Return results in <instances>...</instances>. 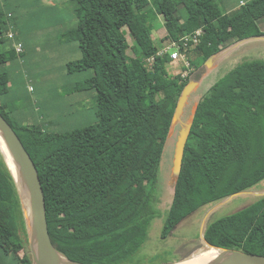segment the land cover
I'll return each mask as SVG.
<instances>
[{
	"label": "trees",
	"instance_id": "16d2710c",
	"mask_svg": "<svg viewBox=\"0 0 264 264\" xmlns=\"http://www.w3.org/2000/svg\"><path fill=\"white\" fill-rule=\"evenodd\" d=\"M52 2L42 4L37 16L60 27L58 47H75L81 55L65 64L67 91L90 92L96 101L94 120L72 131L55 130L51 122L36 120L30 108H16L11 74L26 45L16 15L21 6L0 0V113L37 168L52 243L68 260L82 264L160 263L157 255L143 262L138 256L153 220L161 216L160 162L189 76L167 73L171 60L167 53L159 55L151 23L163 18L168 44L201 30L195 50L207 61L225 45L264 37L258 26L264 0L242 3L225 14L216 0ZM177 6L183 7V17ZM124 29L136 43L133 56L127 54ZM9 30L23 44L19 56L6 37ZM179 45L187 56L190 48L184 52ZM189 65L194 67L192 61ZM262 180L264 60H252L231 69L199 101L172 202L162 214L160 239L202 207ZM204 238L221 249L264 256V196L210 222ZM27 244L16 184L0 152V264H32Z\"/></svg>",
	"mask_w": 264,
	"mask_h": 264
},
{
	"label": "rangeland",
	"instance_id": "374dc122",
	"mask_svg": "<svg viewBox=\"0 0 264 264\" xmlns=\"http://www.w3.org/2000/svg\"><path fill=\"white\" fill-rule=\"evenodd\" d=\"M249 1L251 0H216V4L225 14L232 9V6L235 5L236 7L240 2ZM54 2L45 0L42 4L49 5ZM11 3L21 6L16 15L21 39L26 44L22 62L21 60L17 62V68L11 74V82L14 85L15 94L18 96L15 101L16 108H30L36 120L51 122L55 130L72 131L84 128L94 120L93 111L96 106L94 95L90 92L69 94L67 91L69 85H67L68 81H66L64 70L67 62L80 58V52L72 46H57L58 40L55 36L59 34L61 29L53 26L52 20L47 22L43 19L40 20L37 15L41 9V3H32L29 0H11ZM177 7L178 14L183 17V7ZM151 19L152 16L148 22ZM258 26L264 33V18L258 21ZM151 27L154 44L159 49H165L169 42L163 40L166 36L163 18L158 16L157 20L151 23ZM123 33L130 46L127 54L133 56L131 48L136 43L126 29L123 30ZM199 55L195 47H191L187 52L186 59L170 61L167 66V73L170 76L183 78L189 76V80L197 81V85L189 95L184 108V123L191 120L199 101L217 80L244 61L264 60V40L252 38L234 42L228 46L225 45L208 65H206L207 61H203ZM189 61L194 63V67L189 65ZM30 87L34 89L33 92H28L27 89ZM10 117L14 119V115H10ZM180 129L181 126L179 125L173 129L171 132L173 137H170L171 134L168 137L170 139H167L161 157L157 182V208L161 216L168 210L173 198L174 184L171 168L175 143ZM263 196L264 180L241 194L202 207L182 221L165 240L160 239L164 218L158 216L152 222L149 239L140 251L139 261L143 262L157 255L160 257L158 259L160 263L157 264L162 262L173 263L197 256L207 250L202 236L210 222L235 213ZM26 250L31 255L29 244L26 245Z\"/></svg>",
	"mask_w": 264,
	"mask_h": 264
},
{
	"label": "water",
	"instance_id": "95a60500",
	"mask_svg": "<svg viewBox=\"0 0 264 264\" xmlns=\"http://www.w3.org/2000/svg\"><path fill=\"white\" fill-rule=\"evenodd\" d=\"M253 39L264 40V37H257ZM218 54L209 58L206 62V65L210 64ZM196 85L197 81L190 79L188 84L183 88L178 98L171 121L169 136L175 127L178 125L181 126L175 143L171 168L174 185L176 184L181 172L185 146L195 115L194 112L191 120L188 123H184L183 112L187 99L191 92L195 89ZM0 137L6 149L5 151L2 149V147H0V152L4 157L16 184L27 231L28 243L31 250L30 256L32 264H60L62 259H64L67 264H82L68 260L66 257L61 255L53 245L48 232L45 197L37 168L30 155L26 151L20 138L1 113ZM241 193L243 192L233 194L229 197H234ZM24 194L28 196L27 203H25L26 199H24ZM175 229L176 227L174 230ZM202 238L207 248L219 252V256L209 264H264V256L262 255L251 254L240 250L221 249L208 243L205 240L204 235ZM193 258L180 262L161 264H182L184 262L193 260Z\"/></svg>",
	"mask_w": 264,
	"mask_h": 264
},
{
	"label": "built area",
	"instance_id": "2783aa9c",
	"mask_svg": "<svg viewBox=\"0 0 264 264\" xmlns=\"http://www.w3.org/2000/svg\"><path fill=\"white\" fill-rule=\"evenodd\" d=\"M201 35H202V31L197 30L192 34L182 37L179 42L182 43L184 52H186V47L188 48L195 47L199 43V38ZM6 37L12 43V49L14 50V52L18 56L21 55L24 51V47L21 42L16 40V36L14 32L9 30L6 33ZM179 42H173V41L170 42V44L165 49L159 52V55L167 53L169 54L171 61H180V60L186 59V55L184 53H181L180 51ZM30 90H32L31 87H30Z\"/></svg>",
	"mask_w": 264,
	"mask_h": 264
},
{
	"label": "bare ground",
	"instance_id": "6f19581e",
	"mask_svg": "<svg viewBox=\"0 0 264 264\" xmlns=\"http://www.w3.org/2000/svg\"><path fill=\"white\" fill-rule=\"evenodd\" d=\"M170 137H173V134H171ZM0 147H2V149L6 151L1 137H0ZM24 199H26L25 203H27L28 202V196L26 194H24ZM218 256H219V252H216L212 249L207 248V250H205V251L199 253L197 256H195L193 258V260L184 262L182 264H209L212 261H214ZM60 264H67V262L64 259H62L60 261Z\"/></svg>",
	"mask_w": 264,
	"mask_h": 264
},
{
	"label": "crops",
	"instance_id": "0c3cea01",
	"mask_svg": "<svg viewBox=\"0 0 264 264\" xmlns=\"http://www.w3.org/2000/svg\"><path fill=\"white\" fill-rule=\"evenodd\" d=\"M244 3V2H243ZM240 4H242V2H240ZM240 4H238V6L240 5ZM238 6H236L235 7V5L234 6H232V9L229 11V12H231V11H233L234 9H236ZM235 7V8H234ZM17 55V54H16ZM18 56V55H17ZM15 68H17V67H15ZM28 91H29V89H27ZM30 92V91H29Z\"/></svg>",
	"mask_w": 264,
	"mask_h": 264
}]
</instances>
